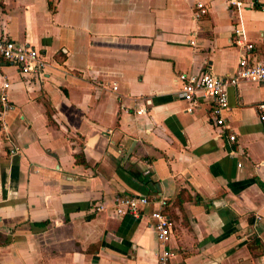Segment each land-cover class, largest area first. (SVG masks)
Here are the masks:
<instances>
[{
  "label": "crops",
  "instance_id": "crops-1",
  "mask_svg": "<svg viewBox=\"0 0 264 264\" xmlns=\"http://www.w3.org/2000/svg\"><path fill=\"white\" fill-rule=\"evenodd\" d=\"M262 5L0 0V34L49 62L39 80L0 61V264H157L159 203L118 215L117 194L166 198L171 264H264V81L227 87L221 131L176 78L234 73L235 27L264 60Z\"/></svg>",
  "mask_w": 264,
  "mask_h": 264
},
{
  "label": "built area",
  "instance_id": "built-area-1",
  "mask_svg": "<svg viewBox=\"0 0 264 264\" xmlns=\"http://www.w3.org/2000/svg\"><path fill=\"white\" fill-rule=\"evenodd\" d=\"M231 1L239 3L240 0ZM262 8L264 9V5ZM205 12V5L197 1L192 17L199 19ZM192 34L196 35L197 31L193 30ZM234 34V43L240 50L237 69L234 73L220 75L205 69L198 74L180 72L176 76L181 81L179 96L189 100L192 104L187 110H192L199 96L209 99L211 101V119L217 127L221 128V131L227 126L225 121V111L229 108L227 87L229 85L237 86L241 81H264V60L255 56L254 43L242 36L240 27L234 28ZM191 42L194 43L193 40ZM0 61L15 63L23 73L39 80H42L48 72L49 62L38 48L3 34H0ZM8 85L7 81L3 83V87ZM116 87V84L112 85L113 89ZM0 99L2 106L5 108L10 106L6 101L5 94H1ZM227 138L229 141H234L236 135L233 132L227 133ZM9 151L16 153V148L13 147ZM150 202L159 203V207L151 212V216L155 219L154 228L159 243L157 264H171L173 252L168 245L171 235V220L164 210L167 205L166 198L160 196L157 199H151L145 194H117L114 197L112 209L118 215L138 216ZM103 207L100 204L97 209H103Z\"/></svg>",
  "mask_w": 264,
  "mask_h": 264
},
{
  "label": "trees",
  "instance_id": "trees-1",
  "mask_svg": "<svg viewBox=\"0 0 264 264\" xmlns=\"http://www.w3.org/2000/svg\"><path fill=\"white\" fill-rule=\"evenodd\" d=\"M75 158H76V161H79V162H81V163H83V164H86V159H85V157H84V153H83L82 151L77 152V153L75 154ZM256 180H257V179H256ZM257 182L259 183V185H261V187L264 188V184H263L262 181L257 180ZM46 224H47V221L42 222V225L45 226Z\"/></svg>",
  "mask_w": 264,
  "mask_h": 264
}]
</instances>
